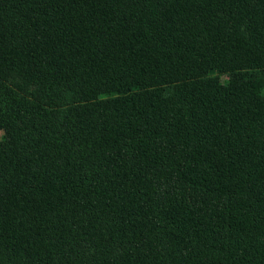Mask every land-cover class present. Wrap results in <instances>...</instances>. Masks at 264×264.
Instances as JSON below:
<instances>
[{"label": "trees", "instance_id": "trees-1", "mask_svg": "<svg viewBox=\"0 0 264 264\" xmlns=\"http://www.w3.org/2000/svg\"><path fill=\"white\" fill-rule=\"evenodd\" d=\"M0 264H264V0H0Z\"/></svg>", "mask_w": 264, "mask_h": 264}]
</instances>
